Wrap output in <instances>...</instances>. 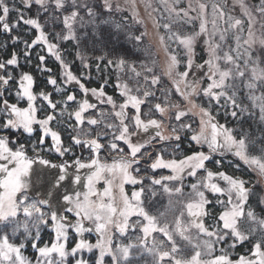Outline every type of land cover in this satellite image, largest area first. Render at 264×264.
Listing matches in <instances>:
<instances>
[{"label": "snow or ice", "instance_id": "6c2138e0", "mask_svg": "<svg viewBox=\"0 0 264 264\" xmlns=\"http://www.w3.org/2000/svg\"><path fill=\"white\" fill-rule=\"evenodd\" d=\"M143 3L0 0V264H264V0Z\"/></svg>", "mask_w": 264, "mask_h": 264}, {"label": "trees", "instance_id": "16d2710c", "mask_svg": "<svg viewBox=\"0 0 264 264\" xmlns=\"http://www.w3.org/2000/svg\"><path fill=\"white\" fill-rule=\"evenodd\" d=\"M253 2H255V0H253ZM129 23L131 24V31H132L133 33H136V32H137V28H138L139 26L133 24L131 21H129ZM21 30L26 31L27 28H26L25 26L22 25V26H21ZM57 30H58V29H57ZM141 30H142V29H141ZM0 39H6V37L0 36ZM149 40H151L150 37H148V39L145 40V44H147ZM120 43L123 45V47H124L125 49L129 50L130 52H137V51H138V49H136V48L133 47V44H132V42H130V41H127V40H124L123 38H121ZM67 47L71 48V45L69 44V45H67ZM97 54H98V53H97ZM141 55H143V54L141 53ZM132 58H133V59H137L136 56H133ZM201 58H203V59H207V54H206V53L195 54V60H196L197 63H201V62H202V59H201ZM158 60H159V62H160L159 55H158ZM160 65H161V64H160ZM49 67H54V64H51V63H50V64H49ZM114 71H115L114 69H105V70H103V74H105V75H107V76H110V77H113V79H114ZM91 75H92V81H91V83H90L88 86H89V87H97V86H98V81L100 80V74H98V73L93 69ZM49 90H51V89H49ZM73 90H75V91H77V92L79 91L78 88H74ZM106 91H107V93H108L109 95H113V96H117V95H118V93L115 92V91L113 90V84H112V82L109 83L108 87L106 88ZM12 102H15V101L13 100ZM23 105H24V104H23ZM23 105H22V106H23ZM85 127H87V126H85ZM13 131H15V130H13ZM196 147H199V146H196ZM76 151H77V154L79 155V154H80L79 149H77ZM89 155H90V153H89L88 151H84V152H83V156H84L85 160L87 159V157H88ZM101 158L104 159V153H101ZM232 159H233V158H232L231 156L228 157V160H232ZM53 162H54V163H58V162H60V161H59V159H54ZM69 162H70V161H69ZM109 162H110V161H109ZM225 165H226V166H225V168H224L223 170L228 171V172L231 174V172H232V168H231L230 166L227 165V161L225 162ZM145 166H146V165H145ZM246 173H247V170L245 169V170H243V171H241V172L236 173V175H243V176H245V178L255 179L254 176H251V177H250V176H248ZM186 183H187V181H186ZM127 188H131V186H127ZM185 191H187V189H185ZM257 191H259V188H257ZM172 199H173V201H175V197H172ZM253 204H255V199L253 200ZM167 207H168V197H167L166 195H164V196H161V197L159 198V202L157 203L156 207L152 209V211H153L154 214H156V213H158V212H164V211L166 210ZM257 210L259 211V209H257ZM169 219H171V217H169ZM51 233H52V230H51V229H48V230L45 231L44 236H43L45 242H47L50 238H54V234H51ZM50 234H51V235H50ZM90 235H91V234H90ZM91 236L94 237L93 235H91ZM128 238H129V239L132 238V234H131V233H129V237H128ZM249 247H250V245L245 244L242 248H241V247H238V248L235 250V253L238 254V253L246 252V251L248 250ZM34 253H35V250H34V249H30V250H28L27 252H25V255H28V256L31 257ZM144 259H148V257L145 256Z\"/></svg>", "mask_w": 264, "mask_h": 264}, {"label": "rangeland", "instance_id": "374dc122", "mask_svg": "<svg viewBox=\"0 0 264 264\" xmlns=\"http://www.w3.org/2000/svg\"><path fill=\"white\" fill-rule=\"evenodd\" d=\"M137 4L139 6V12H140L141 17L144 18L146 23H147V29H148L149 37H150L151 41H155L157 33H156L155 29L153 28V25H152L150 18L148 17V12L150 11V9H147V10L145 9L143 0H137ZM209 27H211V25H209ZM197 28H198V23H197ZM200 53H206L207 54L206 46L203 43V38L198 42L197 47H196V51H195V54H200ZM159 59H160L161 66H163L164 61H165V55H164L162 50L159 52ZM23 106H26V104H24ZM39 167L41 169V178L43 179V177L45 175V173L43 172V169L45 168V166H39ZM54 171L55 170H48L47 176L49 179H51V176L54 173ZM81 171L83 173V170H81ZM97 187L102 190L104 187V182L101 181L100 184L97 185ZM37 188L40 190V192H43V188L39 184L37 185ZM80 190L84 191L85 189L81 188ZM126 190L130 191L131 188H127V186H126ZM61 191H63V189ZM86 238H88L92 242H95L96 238H98V235L92 237L88 233V234H86Z\"/></svg>", "mask_w": 264, "mask_h": 264}, {"label": "flooded vegetation", "instance_id": "af4514ba", "mask_svg": "<svg viewBox=\"0 0 264 264\" xmlns=\"http://www.w3.org/2000/svg\"><path fill=\"white\" fill-rule=\"evenodd\" d=\"M89 234L93 235L92 233H89Z\"/></svg>", "mask_w": 264, "mask_h": 264}, {"label": "water", "instance_id": "95a60500", "mask_svg": "<svg viewBox=\"0 0 264 264\" xmlns=\"http://www.w3.org/2000/svg\"><path fill=\"white\" fill-rule=\"evenodd\" d=\"M92 233H95V232H92Z\"/></svg>", "mask_w": 264, "mask_h": 264}]
</instances>
